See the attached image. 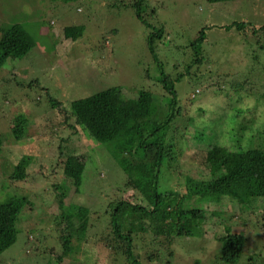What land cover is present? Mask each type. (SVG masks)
<instances>
[{"label": "rangeland", "instance_id": "rangeland-1", "mask_svg": "<svg viewBox=\"0 0 264 264\" xmlns=\"http://www.w3.org/2000/svg\"><path fill=\"white\" fill-rule=\"evenodd\" d=\"M127 2L129 0L68 3L63 0H0V27L22 23L37 40L27 55L8 59L0 69V133L7 137H4L0 152V202L10 194L29 199L16 225L18 241L4 253L6 260L0 264H46L47 261L51 264H128L123 254H114L106 245L98 226L103 228L105 223L94 214L85 242L63 255L59 239L61 226L56 222L60 212L58 196L63 191L66 203L93 207L101 203L104 209L112 198L133 202L142 198L126 186L125 191L117 195L114 186L106 187L107 182L119 181L117 184L123 189L127 179H117L116 172L122 174V171L105 147H99L92 136L72 133L68 124L74 122L70 114L73 101L112 86H120L128 98H137V90L148 89L157 100L161 98L165 103L168 93L156 79L160 71L155 67L147 42L149 33L155 28L165 29L164 42L158 44L165 72L174 80L181 73L188 74L175 83L181 113L170 138L176 146L178 162L162 169L161 188L188 199L187 176L212 179L205 163L208 148L223 145L246 149L264 145V54L255 52L254 38L245 37V32L242 34L235 27L230 31L219 27L242 20L263 24L264 0L217 3L148 0L144 17L151 25L142 22ZM153 8L156 11L152 14ZM80 24L85 25V33L73 40L68 36L69 26ZM211 25L217 26L209 30L204 43L207 51L204 50L210 54L207 56L211 60L210 68L230 74L225 84L236 85L232 89L230 86L208 88L199 72H194L191 44L204 26ZM222 50L226 56L217 55ZM190 64L192 75L187 73ZM10 85L11 88L7 87ZM48 93L60 99L61 105L51 104ZM233 103V109H226V104ZM167 109V105L160 106L153 118L159 121ZM19 115L26 116L29 123L26 137L15 141L9 131L17 124L15 118ZM191 117L206 127L207 132L212 129L215 135L208 137L207 142L193 138L190 132L198 129L188 123ZM186 123L188 126L184 129ZM176 127L183 129L181 134ZM54 132L58 133L54 135ZM68 136L67 143L62 141V137ZM70 155L81 161L83 169L78 184L67 190L71 178L63 167L71 159ZM21 161L28 162L26 175L22 179H12L10 175H16ZM222 202L225 207L220 205L217 215L212 216L209 223H200L201 227L196 229L198 234L203 231L202 236L174 238L172 242L159 236L155 245L149 243L151 237H139L135 253L140 262L195 264V259L199 258L202 264H215L218 259L210 260L208 256L217 247L215 235L225 233L221 219L228 225L231 219L223 217L226 212L228 215L243 213L229 198ZM246 206L251 208V203L247 202ZM255 207L257 213L263 212L264 198L258 199ZM261 215L259 213L257 219ZM257 219L255 213H246L241 219L249 222L251 228L244 227L243 233L249 240L238 264H248L255 252L259 256L253 264H264V229L256 223ZM72 240L77 246L74 237ZM60 256H63L61 260Z\"/></svg>", "mask_w": 264, "mask_h": 264}, {"label": "trees", "instance_id": "trees-1", "mask_svg": "<svg viewBox=\"0 0 264 264\" xmlns=\"http://www.w3.org/2000/svg\"><path fill=\"white\" fill-rule=\"evenodd\" d=\"M70 1L74 0H63L64 3ZM147 1L129 0V3L126 4L134 9L136 16L142 22L151 25L144 17ZM208 1L217 3L232 0ZM155 11L153 8L150 13L153 14ZM216 26H204L191 44V50L195 57L192 61L196 67L194 72H199L201 78L207 82L206 87L208 88L223 89L224 86H230L232 89L236 85L225 84L230 74H221L210 68L211 60L207 57L210 54L205 52L204 43L208 32ZM219 27L228 31L234 30L235 27L240 33L244 34L245 32V37L254 38L252 41L255 52L264 54V23L256 24L253 21L242 20ZM85 30L86 27L83 24L70 25L68 36L76 40L84 35ZM0 31L2 32L0 36V69L8 59L23 58L37 44L34 35L22 23L17 22L0 27ZM164 38L165 29L159 27L149 33L147 42L155 67L160 71V75L156 79L168 93L167 100L164 97L165 103L161 102V98L157 100L151 90L144 88L137 90V98L125 97L120 86L109 87L71 103L70 114L74 119L73 123L68 124L71 132L78 133L79 136L82 134L92 136V139L99 143V147L106 148L122 171V174L116 172L117 179H127L123 189L117 184L119 181L115 184L107 182L106 187L114 186L113 190L117 195L124 192L126 186V188L138 192L142 198L137 199L136 202L125 198L117 200L112 198L113 200L104 209L101 203L94 207L66 203V195L63 191L60 192V196H58L60 212L56 222L59 227L61 226L59 239L63 246V255L70 253L73 248H78L85 239L91 226V215L93 214L100 217L99 220L105 223L103 228L98 226L106 239V245L113 250L114 254H123L128 264H142L135 253L139 237H148V239L151 237L152 242L149 243L155 245L159 236H163L168 242H172L174 238L202 236L203 231L198 234L196 229L201 227L200 223H209V219L220 211V205L225 207L223 199L232 200L234 205H239L237 208L241 209L243 213L228 215L226 212L223 217L229 216L231 219L228 220V225H224L225 222L223 218L221 219L225 233L215 235L217 247L212 253L214 257L208 256L210 260L218 259L215 264H238L240 262L249 240L243 230L244 227L251 228L249 222H242L243 215L255 213L257 219V215L262 214L256 223L264 229V211L258 213L255 211L258 210L255 207L257 200L264 198V145L249 146L246 149L242 146L238 149L223 145H214L208 148L205 163L213 175L212 179L201 180L187 176L186 187L190 196L188 199H185L180 193L167 192V188L164 190L161 188L160 184L164 177L162 169L178 162L175 155L176 146L172 143V137L170 138L175 123L180 119L179 113H181L179 94L175 83L188 75L181 73L174 80L165 72V64L160 57L158 45L164 42ZM220 54L226 56V52L223 50L217 55ZM190 66L191 64L188 65L187 73H190ZM189 75H192V72ZM8 80L12 82L10 79ZM11 86L7 87L11 88ZM196 92L199 93L200 89H197ZM47 97L51 104L61 105L60 99L53 98L49 93ZM164 105H167L168 108L166 115L158 121L157 118H153V114L160 106ZM226 105V109H233L234 103ZM65 113L67 114V112ZM69 117L71 116L69 115ZM15 121L17 124L13 125L9 132L15 141H20L26 137L29 121L24 115L17 116ZM188 123L198 129L196 132H190V135L193 134L192 137L197 140L207 142L208 137L215 135L212 129L207 132V128L199 122H195L193 117L188 119ZM188 123L185 124L184 129H187ZM176 128L181 134L183 129ZM57 133L54 132V135ZM4 137L7 138L0 133V152L4 144ZM69 140V136L62 137V141L66 143ZM59 148L64 150L62 145ZM70 156L71 159L66 160L63 167L64 172L71 178V185L65 188L67 190L78 184L83 169L81 161ZM27 165V161H21L16 175L11 174V178L15 180L24 178ZM106 192L108 193V190ZM192 198L194 201H191ZM28 201L26 196L10 194L0 202L1 263L6 260L3 258L4 253L18 241L16 225L20 222V217ZM247 202L251 203V208L246 206ZM195 203H199V205ZM212 203L214 204L212 205ZM232 220H237V222H232ZM238 226L243 229H237ZM73 237L77 241V246L73 245ZM256 256H259L257 252L251 255L248 264H253ZM62 258L63 256H60L59 260ZM46 264L51 263L47 261ZM195 264H202L199 258L195 259Z\"/></svg>", "mask_w": 264, "mask_h": 264}]
</instances>
